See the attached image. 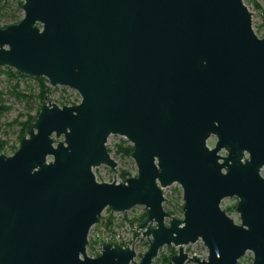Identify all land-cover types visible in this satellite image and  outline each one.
I'll return each mask as SVG.
<instances>
[{
  "label": "water",
  "instance_id": "95a60500",
  "mask_svg": "<svg viewBox=\"0 0 264 264\" xmlns=\"http://www.w3.org/2000/svg\"><path fill=\"white\" fill-rule=\"evenodd\" d=\"M21 10L0 28V67L80 101L44 96L18 148L0 154V264H152L170 245L168 264H237L246 252L264 264V37L243 1L22 0ZM109 136L132 146L136 174L99 183L94 169L115 172ZM173 184L181 220L163 210ZM227 198L239 223L220 207ZM136 206L147 212L128 246L87 256L102 212ZM139 237L148 248L135 262ZM197 241L205 259L183 252Z\"/></svg>",
  "mask_w": 264,
  "mask_h": 264
},
{
  "label": "rangeland",
  "instance_id": "374dc122",
  "mask_svg": "<svg viewBox=\"0 0 264 264\" xmlns=\"http://www.w3.org/2000/svg\"><path fill=\"white\" fill-rule=\"evenodd\" d=\"M252 16V29L255 35L259 38L264 37V25L261 23V17L264 15V0H242ZM22 0H1L0 1V27L10 23L13 19H21L23 12L19 7ZM7 67H0V106L8 107L9 110L0 113V142L4 147L0 149V154L10 156L13 150L18 146V136L20 132V123L24 122L26 118L32 117L36 114L39 105L42 102L36 98L39 92L38 82L26 76L21 78L14 77L9 79L6 75ZM15 72L14 70L10 69ZM22 76V75H21ZM46 80V79H45ZM17 83L18 90L23 96L31 97L30 100H17L10 95L11 88ZM47 88L45 97L54 102L58 106L76 105L80 101L78 94L72 92L65 87H50L48 83H44ZM44 98V97H43ZM61 141L62 139H57ZM207 145H213V139L207 141ZM132 147L124 138L119 136H109L106 143V149L110 157L115 162V172L112 173L109 168L100 166L93 170L95 179L99 183H110L114 181L120 182V174L125 173L127 178L133 177L136 174V168L133 160L124 155L122 148ZM264 173V170H263ZM164 203L163 210L176 219H182V193L177 184H173L164 189ZM237 204L236 198L224 199L221 202V209L225 210L235 223H239L238 215L235 213ZM105 209L88 234V242L86 247V254L89 257H96L99 255L100 246L103 243L118 244L122 247L128 246L131 241L137 225L141 222L142 217L146 214V209L142 206H136L122 214L114 213ZM146 217V216H145ZM169 221L165 220V224ZM151 227H155L152 224ZM133 248L136 253L135 262H139L142 255L148 248L146 238L139 237L133 242ZM183 252L190 258L195 256L199 259L207 257V250L201 241L194 244L183 246ZM178 253V248L173 246H163L157 256L153 259L152 264H168L171 257ZM252 254L246 252L245 255L238 261L237 264H252ZM195 264V263H185Z\"/></svg>",
  "mask_w": 264,
  "mask_h": 264
},
{
  "label": "trees",
  "instance_id": "16d2710c",
  "mask_svg": "<svg viewBox=\"0 0 264 264\" xmlns=\"http://www.w3.org/2000/svg\"><path fill=\"white\" fill-rule=\"evenodd\" d=\"M21 4L22 3L19 4L20 8H21ZM12 19L13 20L10 23H8L4 26H1L0 28H5L9 25L16 24L21 20V19H16V18H12ZM6 70H7L6 75L9 79H12L14 77H19V78L23 77V76L19 75L18 73L11 71L10 69H6ZM35 81L38 82V87H39L38 88L39 92H38V95L36 96V98L39 100V102H41L43 100V97L45 96V93L47 90V88L44 86V83H47V81L45 79H40V80H35ZM10 95L13 96L17 100H23V99L24 100H30L31 99V97H26V96H23L21 94V92L18 90L17 83L11 88ZM40 108H41V106L39 105L38 110L34 116H32V117L28 116L24 122L20 123L21 128H20V132H19V136H18V146H19V143H20L22 137L25 135L26 127L33 121V119L36 118V116L38 115V113L40 111ZM8 110H9L8 107L0 106V113L8 111ZM18 146L13 150V152L18 148ZM3 147H4V144L2 142H0V149H2ZM122 152L124 153V155L129 156L130 153L132 152V147L122 148ZM120 178H121V180H124L127 178V176L125 175V173H121ZM145 216H146V214L144 215V217H142V220L145 218Z\"/></svg>",
  "mask_w": 264,
  "mask_h": 264
},
{
  "label": "flooded vegetation",
  "instance_id": "af4514ba",
  "mask_svg": "<svg viewBox=\"0 0 264 264\" xmlns=\"http://www.w3.org/2000/svg\"><path fill=\"white\" fill-rule=\"evenodd\" d=\"M211 138L213 139V145H212L211 147H213V146L215 145L216 141H217V138H216V135L211 136ZM218 154L221 155V156H225V155H226V152H225L223 149H221V150L218 152ZM262 169H264V168H262ZM227 199H229V198H227ZM195 243H196V242H195ZM185 263H186V262H185ZM185 263H184V264H185Z\"/></svg>",
  "mask_w": 264,
  "mask_h": 264
},
{
  "label": "built area",
  "instance_id": "2783aa9c",
  "mask_svg": "<svg viewBox=\"0 0 264 264\" xmlns=\"http://www.w3.org/2000/svg\"><path fill=\"white\" fill-rule=\"evenodd\" d=\"M263 170H264V169H261V170H260V175L264 178Z\"/></svg>",
  "mask_w": 264,
  "mask_h": 264
}]
</instances>
